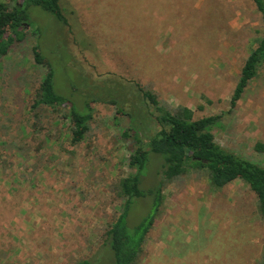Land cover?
Segmentation results:
<instances>
[{
  "label": "rangeland",
  "instance_id": "1",
  "mask_svg": "<svg viewBox=\"0 0 264 264\" xmlns=\"http://www.w3.org/2000/svg\"><path fill=\"white\" fill-rule=\"evenodd\" d=\"M62 5L70 27L31 6L38 37L27 28L26 40L0 62V264L114 263L107 233L121 214L114 189L131 172V144L121 135L129 119L116 120L110 101L120 95L128 107L136 104L138 86L163 105L189 107L196 118L221 115L216 141L264 166V151L256 149L264 145V67L229 112L241 68L264 28L253 0ZM183 12L179 31L175 19ZM38 42L59 93L80 105L99 98L80 144L72 143L68 109H33L46 73L34 60ZM255 199L242 182L213 193L204 173L180 179L165 190L138 264H258L264 221ZM147 207L135 204L130 223Z\"/></svg>",
  "mask_w": 264,
  "mask_h": 264
},
{
  "label": "trees",
  "instance_id": "2",
  "mask_svg": "<svg viewBox=\"0 0 264 264\" xmlns=\"http://www.w3.org/2000/svg\"><path fill=\"white\" fill-rule=\"evenodd\" d=\"M192 1L187 0V3ZM253 1L264 24V0ZM31 6L42 8L65 28L70 27L62 0L0 2V62L14 45L26 40L29 33L27 28L38 37L39 32L32 29L29 16ZM184 13L175 19L181 21L179 31L185 30ZM33 53L36 64L46 69L35 95L33 109H68L64 117L71 123L72 143L80 144L90 130V123L94 118L93 104L98 103L99 98L92 97L82 101L80 105L75 98L59 93L55 86L54 66L43 54L40 42L34 47ZM263 67L264 28L257 46L252 49L241 68L229 112L237 107ZM138 88L140 99H136V104L133 103L130 107L126 104L127 99L120 95L110 101L116 107V120L121 117L129 119V126L121 127V135L124 141L131 144L128 158L131 172L120 179L114 189L123 203L121 214L107 233L113 264H138L148 235L161 214L165 190L192 174L204 173L213 193L234 182H242L255 196V212L264 221V166L224 148L216 141L215 130L221 125L222 116L196 118L195 112L189 107L172 108L163 105L154 92L140 86ZM73 90L78 93L74 88ZM256 149L264 151V145L257 144ZM142 201L147 204V211L136 225L131 224L129 219L134 205ZM79 264L93 263L83 261ZM258 264H264V252Z\"/></svg>",
  "mask_w": 264,
  "mask_h": 264
}]
</instances>
